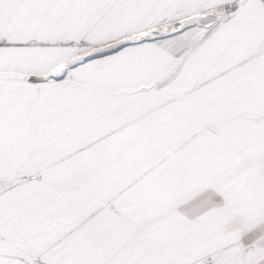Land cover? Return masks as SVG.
Instances as JSON below:
<instances>
[{"label":"snow or ice","instance_id":"obj_1","mask_svg":"<svg viewBox=\"0 0 264 264\" xmlns=\"http://www.w3.org/2000/svg\"><path fill=\"white\" fill-rule=\"evenodd\" d=\"M0 264H264V0H0Z\"/></svg>","mask_w":264,"mask_h":264}]
</instances>
